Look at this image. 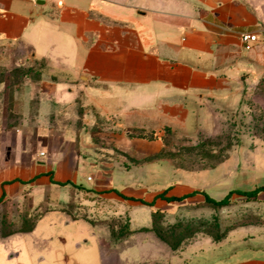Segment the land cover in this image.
I'll return each mask as SVG.
<instances>
[{"label": "crops", "instance_id": "0c3cea01", "mask_svg": "<svg viewBox=\"0 0 264 264\" xmlns=\"http://www.w3.org/2000/svg\"><path fill=\"white\" fill-rule=\"evenodd\" d=\"M243 32L258 41L246 47ZM13 43L44 66L0 110L8 218L39 212L29 232L58 224L78 264H264L254 226L208 257L181 258L153 228L174 201L147 188L161 167L147 155L166 129L224 133L228 114L264 115V0H0V44Z\"/></svg>", "mask_w": 264, "mask_h": 264}, {"label": "rangeland", "instance_id": "374dc122", "mask_svg": "<svg viewBox=\"0 0 264 264\" xmlns=\"http://www.w3.org/2000/svg\"><path fill=\"white\" fill-rule=\"evenodd\" d=\"M43 66L20 43L0 44V110L4 101L11 104V88L28 77L41 78ZM82 109L78 107L80 117ZM253 109V117L244 109L228 114L223 122L224 133L192 136L164 133L162 148L147 155L148 162L157 161L161 166L156 185L147 186L149 192L166 190L167 195H182L205 190L221 199L232 189L249 190L264 184V133H261L264 115L258 108ZM250 125H257L259 133H244ZM136 160L132 158L131 162ZM172 205L160 209L162 214L156 218V229L171 246L180 249L185 260L194 256L198 261L199 257L224 249L232 231L239 227L254 226L264 231V193L249 199L236 192L231 203L223 207L206 203L202 194L174 201ZM38 213L28 216L24 210L22 217L8 219H15L16 226H28ZM125 221L123 218L114 224L123 226ZM49 224L46 220L32 232L0 236V264H78L75 240L60 231L58 224L55 229ZM64 237L68 240L66 244Z\"/></svg>", "mask_w": 264, "mask_h": 264}, {"label": "trees", "instance_id": "16d2710c", "mask_svg": "<svg viewBox=\"0 0 264 264\" xmlns=\"http://www.w3.org/2000/svg\"><path fill=\"white\" fill-rule=\"evenodd\" d=\"M166 133H171V130L166 129ZM110 191L116 192L118 195H120L124 199L138 200V201H141V202L146 203V204L151 205V206L154 205V201L148 202V201H145L144 199H141V198H137L134 196H128V195L121 193L117 189H111ZM236 192L243 194V195H246L247 198H249V199L257 198L260 193L264 192V184L258 185L257 187H255L253 189H249V190L232 189L221 199H216V198L212 197L205 190H193L191 192H187V193H184L182 195H167L166 190H165V191H162L161 193L157 194L155 198H162V199H166L168 201H182L189 196H194L196 194H202L204 196L206 203L213 205L215 207H223V206H227L231 203L232 195ZM5 208L6 207H5V202H4V195H2L0 197V236L1 237H6V236H9V235H11L13 233H17V232H29L34 228L35 221L38 218L37 215L33 216V220L28 226H16L15 223H13L12 221H10L8 219V215H7ZM161 214H162V212L160 211V209H156L154 211L153 228L156 231H157V229H156V227H157L156 226V218L158 216H160ZM125 227H127V228H125V230L122 229L121 231H118L116 233V238H121L122 236H124L126 234V232L128 231L127 223H126ZM159 235L166 242L170 243V241L168 239H166L163 235H161V234H159ZM172 247L174 249H176L175 246H172Z\"/></svg>", "mask_w": 264, "mask_h": 264}, {"label": "built area", "instance_id": "2783aa9c", "mask_svg": "<svg viewBox=\"0 0 264 264\" xmlns=\"http://www.w3.org/2000/svg\"><path fill=\"white\" fill-rule=\"evenodd\" d=\"M28 1L36 2L38 0H28ZM240 37L242 42L246 45V47H249L251 43L258 41V35L256 33L243 32L241 33ZM88 179L91 180L92 177H88Z\"/></svg>", "mask_w": 264, "mask_h": 264}]
</instances>
